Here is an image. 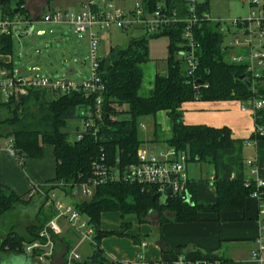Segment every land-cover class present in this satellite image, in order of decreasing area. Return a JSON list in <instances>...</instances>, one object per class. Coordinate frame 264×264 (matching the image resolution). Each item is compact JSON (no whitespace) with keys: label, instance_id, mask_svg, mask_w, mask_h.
Wrapping results in <instances>:
<instances>
[{"label":"trees","instance_id":"obj_1","mask_svg":"<svg viewBox=\"0 0 264 264\" xmlns=\"http://www.w3.org/2000/svg\"><path fill=\"white\" fill-rule=\"evenodd\" d=\"M50 0H46L49 3ZM148 10L163 6L170 11L184 10L185 0H142ZM26 0H17L11 7L10 0L0 6L2 18L16 16L29 19L25 10ZM208 0L197 9V15L209 13ZM16 10V13H14ZM212 22L201 23L195 29L197 51V68L193 75L187 76L180 61L173 56L178 54L182 37L181 25L151 37L166 36L168 38L165 75L156 74L152 89L148 96L139 91L142 86L143 65L148 61L146 38L131 39L123 48L111 47L107 55L102 57L98 65V76L102 85L101 117L93 118V128L82 136L81 141L74 140L81 128L68 130L71 121L82 125L86 121L82 110L94 111V98H86L82 93L61 95L47 90H29L28 94L9 103H0V139L11 140L13 151L19 167L28 159H40L44 146L52 148L55 161L54 178L43 183V193L61 189L65 186L83 183L91 176V164L101 155L105 157L106 167L125 168L136 162V151L145 138L140 134L139 120L155 119L158 113H165L170 124L168 138H164L159 125L153 121L154 129L149 143L163 142L165 147L184 151L188 162L216 166L217 155L225 151L233 142L230 130L224 128H208L202 125L188 126L182 122L181 105L189 102L235 101L250 102L264 100V77L252 82L247 78L244 67L227 64V52L223 50L224 37ZM126 33V32H124ZM11 36H0V55L11 54ZM7 70L12 63L0 64ZM242 77L243 79H241ZM127 106L126 109L122 108ZM127 115L128 119H120ZM254 128H262L264 133V109L252 115ZM97 130L94 134L92 130ZM73 137H72V136ZM72 137V138H71ZM163 137V138H162ZM162 138V141L160 140ZM264 140V136L256 134L251 140ZM215 192L213 205L203 206L196 203L194 185H188L191 203H182L170 196L163 203L149 186H138L124 182H112L98 186L89 201L75 202L77 211L86 215L89 224L94 228V246L91 255L73 264H113L110 263L100 249V242L108 237H128L131 224L124 222L128 216L138 224L155 217L160 224L196 223L199 213H219L221 211L245 209V200L254 192V184L244 186L243 180H215L209 185ZM65 190L67 196L68 191ZM33 195L18 196L0 182V217L14 210L17 206L30 204ZM38 196V195H36ZM39 197V196H38ZM119 214L121 223L118 230L103 231L100 228V216L103 213ZM56 213L46 207L44 201L36 211L34 221L26 228L25 236L10 232L3 240L1 250L12 256L23 255V245L38 239L44 225L55 218ZM139 242L136 236H129ZM56 243L64 245L60 253L62 263L76 243L77 236L66 229L61 235L53 237ZM55 249V246H54ZM37 253L35 252L34 255Z\"/></svg>","mask_w":264,"mask_h":264},{"label":"built area","instance_id":"obj_2","mask_svg":"<svg viewBox=\"0 0 264 264\" xmlns=\"http://www.w3.org/2000/svg\"><path fill=\"white\" fill-rule=\"evenodd\" d=\"M124 1V0H123ZM206 0H185L184 10L170 11L163 6H157L155 9L148 10L141 1H135L128 7L121 4L118 6L112 0H88L87 5L83 6L79 12H60L52 10L44 12L33 19L24 17L2 18L0 16V36H12L13 32L20 35V29L24 28L25 34L32 29V25L41 23L43 25H61L67 26L75 35H86L88 40V54L90 62V77L81 82H74L64 77H49L40 74L36 67L27 68V75L20 74L13 69L7 70L0 65V103L6 104L10 100H18L28 94L29 90H47L61 95L68 93H82L84 97H93L94 111L89 109L82 110V115L86 121L81 125L80 131L75 135L74 140L81 141L82 136L93 128L92 119L100 120L102 111V85L98 76V65L102 58L97 54L98 47L102 41V33L115 28L121 32H127L130 29L140 30L145 36L161 34L166 30L174 29L181 25L180 37L181 43L178 47L179 61L184 66L187 76H192L197 68V49L199 47L195 29L204 22H212L209 13L197 15V9L205 3ZM122 2V0H121ZM246 3L248 7L247 17L243 20L235 19L232 22L235 32L232 34L233 40L229 44H224L223 50L227 52L225 62L231 65L244 67L245 74L252 82L263 78L264 71V4L256 0H240ZM215 23V22H212ZM29 29H28V28ZM26 28V29H25ZM28 29V30H27ZM219 34L222 29L217 28ZM31 31V32H32ZM30 32V33H31ZM29 33V34H30ZM51 34V32H49ZM44 30H37L35 36H44ZM37 54V52H36ZM9 63H12L9 61ZM1 63L0 64H9ZM249 110L242 106V110L250 111L254 115L256 111L264 109V100L253 99ZM140 129H144L140 125ZM97 130H92L95 134ZM253 134L264 136L262 128H254ZM6 146L0 147V152L5 151L10 156L14 155L13 142L5 140ZM138 149L136 152V162L127 165L122 169L106 167L105 157L101 155L91 164V176L83 183L65 186L61 191L66 197H88L92 198L98 186L112 182H124L133 185H144L153 188V192L158 198L162 195L165 198L173 196L182 203H191V194L188 192V185L191 183L187 178L188 155L184 151L176 150L172 147H165L160 150ZM15 159V156H13ZM16 160V159H15ZM17 162V161H16ZM18 164V163H17ZM252 166V165H250ZM254 173L253 171L251 172ZM214 180H210L212 184ZM251 182L244 181L247 188ZM254 192L250 195L256 199L259 205V235L255 240V250L251 252L250 259L259 264H264V181L257 179L253 182ZM41 186H33L32 192L43 198L46 207H51L56 213L55 218L44 225L38 234V239L29 244H24L23 255L31 256L32 260L38 264H50L53 258L54 240L53 237L60 235L63 228L72 231L78 239L77 246L70 250L63 264H72L80 260V255L76 253L77 247L83 244L94 246V228L89 224L86 215L81 214L74 207V202L66 206L61 200L55 198V194L43 193ZM170 189V195L165 192ZM63 223H62V222ZM145 243L139 246V251L145 247ZM135 256L132 264H167L164 262L149 263L143 260L140 252ZM37 253L34 255V253ZM169 264H221L218 259H204L192 261L185 259L184 256H178Z\"/></svg>","mask_w":264,"mask_h":264},{"label":"crops","instance_id":"obj_3","mask_svg":"<svg viewBox=\"0 0 264 264\" xmlns=\"http://www.w3.org/2000/svg\"><path fill=\"white\" fill-rule=\"evenodd\" d=\"M16 2L17 0L11 3L10 0L11 7H14ZM36 2L38 1L26 0L25 10L29 19L36 18L45 12L43 6L45 2ZM9 61L12 62L11 57L0 55L1 63H9ZM262 76L264 77V71ZM240 103L239 101H195L181 105L182 122L185 125H202L217 129L227 127L233 139L225 151L218 153L215 167L188 162L196 169L189 176V166L188 163L186 164L187 178L194 185L195 199L199 205H213L216 195L209 187L212 179H241L251 183L257 179L264 181V140H251L255 127L254 120L249 111L242 110ZM156 120L165 124V131L170 127L165 113H158L153 121L156 122ZM24 166L30 178L34 180L30 181L32 187L38 186L34 184L35 182L43 185L44 182L53 179L52 175H55L54 159L53 165L31 159ZM18 168L13 156L5 151L0 152V182L21 196L22 193L30 192V184L22 178ZM14 176L19 179H13ZM244 206L245 209L241 211L199 213L196 223L160 224L155 219L141 225L131 218L126 221L131 224L127 236H136L140 239L139 242H134L129 236L108 237L101 240L100 249L106 259L113 264H132L138 254L139 246L143 243L146 246L139 252L143 260L149 263L160 261L169 264L181 255L192 261L216 258L221 264H259L250 259L251 252L255 250V240L259 235V205L256 199L249 197L245 200ZM120 223L121 219L116 212L103 213L100 216L99 225L103 231L114 232L119 229ZM1 245L2 243L0 247ZM58 245V243L54 245L56 253L59 252ZM60 246L64 247L62 244ZM85 248L91 250L88 245ZM25 257L32 259L31 256L25 255ZM54 262L62 263L59 260L57 262L56 259Z\"/></svg>","mask_w":264,"mask_h":264},{"label":"rangeland","instance_id":"obj_4","mask_svg":"<svg viewBox=\"0 0 264 264\" xmlns=\"http://www.w3.org/2000/svg\"><path fill=\"white\" fill-rule=\"evenodd\" d=\"M44 1L45 12H50L52 10L64 12H79L83 6L87 5L88 0H50L49 3H46V0H37ZM107 1V0H106ZM119 5L124 4L128 7L131 3L135 1L142 0H112ZM260 4H264V0H256ZM15 0H11V3ZM36 2V3H38ZM209 4V15L212 22L220 24L222 29V36L224 37V44H229L233 40L232 34L235 32V28L232 24L235 19H245L248 13L247 4L241 3L240 0H208ZM22 18V17H21ZM28 28V27H27ZM33 31L27 36L25 35L24 28L20 29L22 35L13 32L11 36L12 50L9 57L12 59L13 69L20 72V74L27 75V68L36 67L40 70V74L49 77H64L76 82H81V80L89 79L90 77V62L88 54V40L86 35H75L71 29L67 26L61 25H43L41 23H36L32 25ZM26 29V28H25ZM29 29V28H28ZM27 29V30H28ZM37 30H44L46 34L41 37H36L35 33ZM51 32V34L49 33ZM23 37L20 39V37ZM102 41L99 44L97 54L102 57L107 55L108 49L111 47L123 48L125 47L131 39H139L141 37L146 38V46L148 52V61L142 66V86L139 91V94L142 96H148L150 90L152 89L153 78L156 74L165 75L167 71L166 60L168 58L169 52H167L168 38L165 36L151 37L145 36L140 30L130 29L126 33L121 32L115 28H111L108 32L102 33ZM37 52V54H36ZM175 61H179V56L177 53L173 56ZM240 106L246 107L248 110L250 108L249 102H241ZM127 106L124 105L122 110L126 109ZM250 113V111H249ZM162 114V113H161ZM251 114V113H250ZM120 119H128L127 115L122 116ZM159 124L160 131L164 138H168V132L165 131V124L162 121L156 120ZM168 122V120H167ZM166 122V123H167ZM139 124L144 126V129H140V134L145 138V143H142L139 149L148 148L149 150H160L165 148L163 142L149 143L154 140L152 137L154 123L151 118H144L139 120ZM169 124V123H167ZM68 130L73 133L74 128H81V124L78 121H71L68 124ZM140 127V126H139ZM75 132V131H74ZM72 136V135H71ZM73 137V136H72ZM71 137V138H72ZM162 137V138H163ZM162 138L160 139L162 141ZM6 141L0 139V147L6 146ZM153 150V151H154ZM53 155L52 148L50 146L43 147L42 157L40 159H32L36 161L48 162L49 165H53ZM28 159L26 162H29ZM25 162V163H26ZM189 166L188 173L191 176V173L195 172V166L193 164H187ZM22 178L26 183L30 184V181H34L28 175L29 172L26 170L25 166L19 167ZM54 178V175H52ZM13 179H19L18 177H13ZM11 181V180H10ZM12 182V181H11ZM34 184L41 186L35 182ZM8 188V187H7ZM11 190V189H10ZM12 191V190H11ZM30 191L32 192V185L30 184ZM14 192V191H12ZM15 193V192H14ZM55 194V198H58L66 206H70L72 202H85L89 201L88 197H77L69 198L66 197L61 191L50 192L49 194ZM16 194V193H15ZM24 197H27L26 193H22ZM32 200L27 206H17L13 211L7 213L6 215L0 217V244L3 243V240L10 232H16L18 235L25 236L26 226L28 223L34 221V215L36 211L42 204L43 198L36 196L35 193H32ZM159 202L163 203L166 198L164 195L159 197ZM131 219V216H128L124 219V222ZM155 217H150L149 220H155ZM62 222V221H61ZM149 222V221H147ZM63 223V222H62ZM110 224L112 222L109 221ZM67 228H63L65 231ZM63 233V232H62ZM61 233V234H62ZM60 234V235H61ZM125 238V237H120ZM128 239V238H127ZM78 241V240H77ZM76 241V243H78ZM74 244L73 248L77 246ZM28 244V243H25ZM87 244H83L77 247L76 253L80 255L82 261L86 256L91 255V250L85 248ZM58 253L54 252L53 248V258L62 261L60 259V252L63 251V247L58 245ZM2 256H7L9 254L4 253L1 250L0 253ZM4 254V255H3ZM60 254V255H59ZM56 255V256H55ZM55 258V259H54ZM1 264H6L4 261Z\"/></svg>","mask_w":264,"mask_h":264},{"label":"water","instance_id":"obj_5","mask_svg":"<svg viewBox=\"0 0 264 264\" xmlns=\"http://www.w3.org/2000/svg\"><path fill=\"white\" fill-rule=\"evenodd\" d=\"M5 0H0V6L2 5V3L4 2ZM14 13H16V10H14ZM219 27V24L216 26V28ZM32 31V29H29V31L23 36V37H27L29 35V33ZM22 36L20 37V39L23 38ZM241 79H243L242 77H240ZM165 194L167 195H170V189H168ZM4 261L6 264H38L37 262H35L34 260L32 259H28L27 257L25 256H12V255H8L6 257H2L0 259V264L1 262Z\"/></svg>","mask_w":264,"mask_h":264},{"label":"flooded vegetation","instance_id":"obj_6","mask_svg":"<svg viewBox=\"0 0 264 264\" xmlns=\"http://www.w3.org/2000/svg\"><path fill=\"white\" fill-rule=\"evenodd\" d=\"M0 253H1V247H0ZM3 255H4V254H3ZM2 257H4V256H2V255L0 254V259H1ZM5 257H6V256H5ZM50 264H59V263H56V262H54V261H51Z\"/></svg>","mask_w":264,"mask_h":264}]
</instances>
